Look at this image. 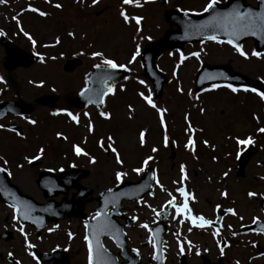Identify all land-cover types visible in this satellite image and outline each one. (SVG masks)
Returning a JSON list of instances; mask_svg holds the SVG:
<instances>
[{"label":"rangeland","instance_id":"rangeland-1","mask_svg":"<svg viewBox=\"0 0 264 264\" xmlns=\"http://www.w3.org/2000/svg\"><path fill=\"white\" fill-rule=\"evenodd\" d=\"M13 1L16 5L15 8L20 10L19 17L21 18L22 29H32L33 31L39 32L38 36H42V41L47 42V46L51 48H53L54 45L55 48L49 50L48 47L44 48L46 56L42 57L43 61L40 64H36L35 67L29 68V71L18 69L9 73L2 72V83L7 80L9 86L6 94L7 97L16 93L19 95V98H21L22 95L23 100L32 102L35 96L46 95L49 94L51 90L54 91L55 88L49 89L45 84L38 83L41 85L39 87L36 86V88L32 87L33 85L29 87L30 85L27 84V76L33 74L35 70H37V67H40V70H42L41 74L50 83L56 81L59 85H54L57 88L56 92H54L57 96L54 102L56 106H60V109L61 106L64 105V99L72 90L77 89L81 84L80 79H78L80 73L85 72L93 64L101 62L100 58H93L91 56L92 51H103L107 58H113L119 63H124L126 67L130 69V76L128 79H131V81L128 84L131 88L127 89L124 92L125 96L122 97L120 85H124L125 80L118 85L120 93L118 92L119 94L114 99L116 102H119V104L117 106L112 104L114 99H109L107 101V104L110 105L111 112L108 121H100L97 119L96 123V119L90 118L94 125L95 130L93 133L95 137L92 136L94 139L91 140V142L88 141L89 148H92L95 139L97 141L104 140V142L107 143L106 138L112 136L114 146L120 152L124 163L123 165H116L114 154L111 153V151L107 154L103 152V155L97 153L99 161L95 166L90 167L91 173L84 182L86 185L93 188V193L96 195L99 190L113 187L119 183L115 180V171L128 173L122 180H137L141 174L138 175L132 172L131 168L139 166V161L146 154L154 156V161L150 162V166L156 171L160 184L164 186V191H161L157 183L154 182L153 189L150 191L152 195L146 194L136 204L127 206V209L131 211L130 214L137 217V222L133 225L134 229L130 232V235L136 238L134 239L136 243H139L138 241L142 242L143 239H145L142 231L136 228H138V225L142 221L149 220L151 216L154 217V213L151 209L158 210L162 205H165V202L169 199L167 195L168 192H172L173 195L176 196L175 189L180 185L179 183L174 184L173 181L179 182L180 180L179 169L181 164L186 166V173L190 177V179L186 181L187 185L190 184L192 187V194L195 197L192 201L195 209L211 214L214 205L222 202L223 204L221 207H232L247 220H249L251 215L258 213L253 197H248L247 193L249 191H255L257 195L264 196V180L260 179V177L264 176V164L258 165L260 162L264 161V134L256 131L258 127H264V101L257 99V95L253 92L242 91L236 95V93H229L225 88L220 87L215 90L209 87V90L205 94L199 96L193 90V80L195 71L200 65L199 62L205 61L210 64H227L233 70L243 73L250 78H259L264 81V58H256L249 55V58L245 59L236 51L230 48H223V46L220 47V45L215 42L196 44L194 49H189L191 47L184 48L182 54L186 59L182 62L180 61L181 54H178L176 51L164 52L157 59V66L161 71L167 74L171 82H167L164 85L163 94L156 99L147 81L140 77L141 69L139 55L131 65H128L127 61L130 59L129 53L131 50L134 51L137 45H139L141 50L142 45L150 39L149 37H154L163 32L162 22L158 18V11H160L159 7L152 8V10L155 11H151V8H146V10H144L145 7H143V9H138L139 13H142L146 17L140 14L136 15L142 17L144 23L139 25V32L136 31L138 26L136 24L134 25V34V29L129 28L128 24H125L122 17H120L119 12L121 9L117 6V0H99L96 5H92L91 1L88 2L87 5L85 3V8L82 6L80 7L78 2L69 6L68 1L57 0L56 4L60 2L63 5V10L54 8L51 0H47V2L46 0H33L38 1L36 4H32V0ZM247 1L253 5L255 4V0ZM14 3L12 2L11 5H14ZM201 3L202 2H199L198 6L201 7ZM5 4H7V2ZM5 4H0V24L9 26L7 21L11 18V10L9 9L10 6H6ZM29 5L46 12L47 15L51 13L50 16L53 17L44 18L37 13L28 11ZM192 6L195 7L194 5ZM124 10L128 15L134 14V11H137V9L129 8ZM54 18L57 19V21L65 22L62 28L57 27L58 36H56V39L53 30H48V26ZM55 26H58L57 22H55ZM68 28H70L74 34L71 37L68 36L70 32ZM130 32L131 36L129 34ZM150 34L154 36H150ZM133 35L136 37L134 42L131 40ZM147 35H149V37ZM140 37H146V39H141ZM57 39L59 43H56ZM89 41H91L93 45L87 48V45H90ZM22 42L24 43L25 41L22 39L18 40V43L21 44ZM60 48L69 50L70 53H67L68 55H72L73 53L74 56L78 55L79 58H81V68L75 73L67 74L61 72L63 63L69 58H67V56H60L56 53ZM242 49L250 54L253 51L252 41H245L242 44ZM193 52L199 53V57L191 56L190 53ZM169 53H171V55H169ZM3 55L0 48V61ZM45 60L48 61V66L41 67L44 66L42 64ZM1 68L2 66L0 65V69ZM42 75H35L34 80L43 79ZM140 80H143L145 84H139L138 81ZM75 81L76 84H74ZM132 81L138 84L136 85ZM178 81H180V83H178ZM135 87L136 91H133ZM177 87H180L182 91L178 92ZM149 91L152 93L154 102L159 107L167 109V112L164 114L166 121L164 128H162L159 123L157 113L146 105L142 99L139 100L136 97L138 96V92H144L145 95H147ZM192 95H198V97L193 98ZM127 99L130 103L125 105ZM131 104L135 109L134 113L128 112V106ZM260 105H262L261 110ZM201 108L204 109L203 112L200 111ZM48 109V106H41V108L35 110V116L47 112ZM253 112H257V115H255L258 117V119H256L257 123L255 121L253 122V120L248 121L251 113L254 116ZM186 116L188 117L187 120L185 119ZM86 121L88 123V119H86ZM244 122L247 123L245 124ZM64 125L65 126L57 127L56 124L52 123L48 126L49 131L45 129L46 132L43 131V133L55 142L53 131L55 129L63 130L64 133H66L64 136L67 137V141L65 143L60 141V143L63 146L62 149H64V153L71 154L73 143L80 144L82 143L81 140L88 138L89 134L86 131L87 125L84 126L80 124L77 129L66 126L65 122ZM189 125L195 130L193 133L196 141L194 153L184 148V144L188 137L186 127ZM196 125L200 128L198 129ZM141 130L146 133V144L143 147L139 145L138 140ZM228 132L235 137L252 134L251 136L253 139H259L256 151L252 153L244 166L243 175H238L233 169L236 163V156L234 157L233 154L232 156L230 154L228 156L227 150L229 148L225 139V135ZM72 134H75L77 138ZM163 135H167L169 141H176L173 147L175 153L169 150L171 146L170 143L168 145L169 148L168 146H163L161 143ZM9 138H11V136H9ZM203 140H208L209 145L213 143L212 146L206 147L201 143ZM56 141L58 142V140ZM228 141L232 145L230 139ZM26 142L28 141H16V150L12 142L3 143V151L0 152V157H3V154L6 155V158H8L12 166H15V162L20 160L17 165H22V169L19 170L20 168L17 166L15 168L17 176L21 178L20 185L26 192L36 195L34 190V185L36 184L33 180L36 172L35 170L33 171V169L41 167L33 165L29 168L26 166V163L24 164L22 162L20 154L31 155L34 153L31 149L33 146H28ZM153 146L159 149L157 153H150L149 150ZM57 147L58 144L53 143L45 148L44 155L46 157L44 158V163L50 162L59 155ZM234 150L237 151V149ZM203 151L206 156L197 157L198 154ZM16 152H19L18 155L13 157ZM213 157H215V160ZM224 173H227V176H224ZM222 176H224V178L220 179ZM221 192H226L227 195L221 196ZM207 200L209 201V206L206 204ZM92 206L93 202L87 203L85 210H91L90 208H92ZM173 216H176V213L172 214L171 218H169V227L178 229L176 220L178 221L179 217L174 220ZM1 220L2 216L0 214V224L2 225L3 222ZM234 221L237 223L239 222L238 220L236 221V219H234ZM72 222L73 221H68L64 225L69 227L71 225L73 226ZM1 228L3 229V226H0V231L2 230ZM13 234V238L8 242L0 239V252L19 250L22 239L17 234ZM62 234L63 231L47 235L50 241L47 238L45 241L52 244V240ZM191 236L196 239H201L206 245L212 243V240L206 234L192 235V233H188L187 239L189 240ZM252 239V236L249 234L242 235L238 241L239 243L235 245L234 252H238L244 259L246 254V258L248 255H251L252 260L247 261L248 264H264V255L258 257L259 251L256 248L253 247L252 249L248 247L243 249V247H241L244 243H248ZM145 240H147V238ZM252 243H260V240L254 238ZM168 244L173 247V249L170 248L168 250V253L172 256V251L176 247H180V245H178L171 236L169 237ZM262 244L264 245V242ZM49 245L50 244H48V246ZM44 248H47V244ZM3 252L0 253V264H6L4 261L6 258ZM19 252L22 253L21 249ZM77 264H81V261H78Z\"/></svg>","mask_w":264,"mask_h":264},{"label":"snow or ice","instance_id":"snow-or-ice-1","mask_svg":"<svg viewBox=\"0 0 264 264\" xmlns=\"http://www.w3.org/2000/svg\"><path fill=\"white\" fill-rule=\"evenodd\" d=\"M7 2V0H0V4H5ZM47 2V0H46ZM81 3H83V0H80ZM99 0H92V5H96L98 4ZM122 4L123 5H129V4H135L136 7H140L141 5L138 3V0H121ZM217 0H208V3L204 6L203 8V11L207 12L209 11L210 9H213L215 4H216ZM54 7L56 9H60L62 7L61 4L57 3L54 5ZM260 11H253L252 9L248 8V9H242V8H239V7H236L234 6L232 9H230L229 11L227 12H224V13H216L207 23H205L203 25V27H209L211 26L213 29L215 28H223L224 31H225V34L227 36H229V39L226 41V43H228L229 45L232 46V48L243 58L245 59H248L249 58V55L252 56V57H256V58H264V53L262 52H259V51H256V50H253L250 54L249 53H246L243 49H242V46L238 43H236L237 40L240 39L241 36H246V35H251V36H258L262 41H264V0H260ZM28 11H31L33 13H37L39 16L41 17H45L47 15L46 12L44 11H41L35 7H32L29 5ZM119 15L120 17H122L123 21L125 24L129 23L130 21H134L135 24L138 26L136 31L139 32L140 31V28H139V25L141 24V21H142V17L140 16H129L128 14H126L125 10L122 8L119 12ZM13 20H16V17L13 16L12 17ZM215 22V23H213ZM230 25V27H229ZM0 35H3V32L0 31ZM24 35L30 40L32 41V43L35 45L36 41L33 40L32 36L29 35V33L27 32H24ZM74 34L72 32H69L68 33V36H73ZM136 37H133V39H135ZM141 39H146V37H140ZM208 40H217V37L216 35H209L206 37ZM217 42H221L223 43L224 41H217ZM56 43H59V40L57 39ZM45 47H48L47 45H45ZM140 55V48H139V45L136 46L135 50L131 53V56H130V59H128L127 61V64L128 65H131L137 58V56ZM169 55H171V53H169ZM191 56H195V57H199V53L197 52H193V53H190ZM91 56L93 58H100V63H97V64H93L92 67L93 68H97V69H100L102 67H106L108 69H111V70H117V69H123L125 71H129L130 69H128L126 67V65L124 63H119L117 62L115 59L113 58H107L105 56V53L103 51H92L91 52ZM43 59V58H41ZM186 59V57L181 54L180 55V61H184ZM179 66V65H177ZM175 75V73H174ZM221 75H223L221 73ZM206 79H212L211 76H207L205 77ZM125 80L128 79V77H124ZM103 80L105 81V88H106V91L103 92V93H96V95L98 96V99L93 101L91 99H89V103H96L97 105H103L105 103V95H108V94H114L115 93V87L113 84L111 83H107V81H112L113 80V74L112 73H105L104 74V77H103ZM0 82H2V78H0ZM41 84H43V81L40 82ZM87 79L85 81V87L83 89H81L80 91V95H85V93L88 91V88H87ZM139 84L141 85H144L145 82L143 80H140L138 81ZM146 87V85H145ZM218 87H221V85L219 84H215L213 83L211 85V89L214 90ZM223 87L225 88H228L232 93H237L239 91H244V92H253L255 93L259 99L261 101H264V91H257L256 88H248L246 86H241V87H236V86H233V84L231 83H228V84H225L223 85ZM120 90L121 91H124V85H120ZM208 89H206L207 91ZM177 91L178 92H181L182 89L180 87H177ZM137 95L145 102L146 105H148L149 107H151L156 113H157V117H158V120H159V123L161 125L162 128L165 127L166 125V121H165V113L167 112V109L166 108H162V107H159L153 100V97H152V93L149 91L147 95H145L144 92H138ZM62 112H65V114L71 119L72 122H74L75 124H79V116L78 115H74L72 112H67L66 110H60ZM201 112L204 111L203 108L200 109ZM128 112L129 113H134L135 112V109L133 108L132 105H129L128 106ZM59 114L58 112H53L52 115H57ZM85 117H89V113L85 112L83 114ZM98 115L100 117H102L103 119H110V113L106 112V111H99ZM129 118H132V117H129ZM27 119V118H25ZM185 119L187 120L188 117L186 116ZM253 119H258L257 116H253ZM27 122L29 124H32L34 125L36 123L35 120L33 119H28ZM4 126L3 125H0V128H3ZM9 131H13L15 132V134L17 136H20L21 133L19 131H16L15 129H8ZM94 125L89 117L88 119V124H87V131L89 133H93L94 132ZM186 131L188 132V137H187V140H186V143L184 144V148L185 150L189 151V152H193L195 151V144H196V141L194 139V129L191 127V125L187 126L186 127ZM256 131L258 133H261V134H264V127H258L256 129ZM56 136L60 139H64V140H67V137L63 135V133L61 132H57L56 133ZM107 140V143L104 142V140H98L97 141V144L103 148L105 151H111V153L114 154V158H115V164L116 165H123L124 161L120 155V152L118 151V149L114 146V141H113V137L112 136H108L106 138ZM138 140H139V145L141 147H143L145 144H146V133L145 131L141 130L139 132V137H138ZM86 143V140L83 141L82 143L80 144H76V143H73L72 144V151L74 152V154L76 156H84V157H87L88 158V161L90 164H95L97 161L94 157L90 156L89 153L87 151H85L84 149V144ZM161 143L163 144L164 147H167L169 145V143L175 145L176 144V141H169V138L167 135H164L162 137V140H161ZM201 143H203L205 146H211L209 145V142L208 140H203L201 141ZM235 143L239 146H247V145H251L254 143V140L252 138L251 135H247V136H244L243 138H235ZM150 153H157L159 151V149L155 146L151 147L150 148ZM45 152V149L43 147H40L37 149V153L35 155H33L31 158L29 157H25L24 159L29 163L31 164L33 161H37L39 159H41V157L43 156ZM236 155L239 157L240 156V152L238 151L236 153ZM213 159L215 160V157H213ZM0 161H3L5 164L7 163V161H4L3 160V157H0ZM154 161V156L151 155V154H146L145 156H143L141 158V160L139 161V166L137 167H133L131 168V171L136 173V174H141V173H150V180L152 181H155L157 183V186L160 188L161 191H164V186L162 184H160L158 178H157V174H156V171L154 169H151L150 168V162ZM17 167H22V165H17ZM7 169L6 168H0V171H6ZM51 171V169H49ZM180 180L179 182L177 181H173L174 184L176 183H179L180 186H178L176 189H175V192L179 195V197L181 198L180 201L177 200V196L173 195L172 192H168L167 195L169 197V199L165 202V205L167 207H170V208H173L176 212V216H173V219L176 220L178 217H180L181 219L178 220L179 223L183 224L185 222V220L191 222V225L193 227H198V228H206L208 226H211L213 223H215L216 221H213V220H209V219H206L203 215H193L192 213V209L189 207V203L188 201L189 200H194L195 197L192 193L188 192L186 187L184 186V181L187 180V173H186V166L184 164H181L180 165ZM127 172H122V171H115L114 172V177H115V180L117 182H121L122 179L124 177L127 176ZM224 176H227V173H224ZM261 180H264V176L260 177ZM147 185H140L137 189V191H143L144 188L146 187ZM109 192H111L112 190L111 189H108ZM148 195H152L151 192L148 193ZM227 193L226 192H221V196H226ZM248 197H255L257 196V193L255 191H249L247 193ZM23 207L25 209L28 208V206L25 204V202H18V204H13L11 205V207H13L16 211H20V207ZM216 209H219L221 206L220 205H216L215 206ZM163 208H164V205L161 206V211L160 212H157L156 209H151L152 212L154 214H156L157 216L161 215L162 212H163ZM225 212L227 213H230L231 215H236V212L234 209L232 208H227V209H224ZM24 219H28L29 216H28V211H23L20 213ZM102 216V213L100 211H98L96 213V216L93 218V219H97L99 217ZM13 219H17V216L14 215L13 216ZM133 220H136L137 217L133 216L132 217ZM256 219L257 218H253V223H256ZM142 228H145V229H149V225L148 224H141L140 225ZM114 226L111 225L110 222H107V221H104L101 223V229H107V230H111ZM22 235H24V239H25V242L27 244V247L28 248H32L33 245L30 244V243H27V235L24 234V231H23V226H21L20 229H18ZM189 232H191L192 228L190 227L189 229ZM49 231H52V229H49ZM159 230L157 229V232ZM236 233L233 232V235H235ZM175 235L177 237H179L180 233L179 231H177L175 233ZM213 236H216L218 235V231H214L212 233ZM69 237L71 238V234H69ZM84 240L87 244V249H88V256H87V262L88 264H100V262L98 260H96L94 258V250H93V243L92 241L93 240H96V247L97 248H100L102 247L100 244H99V241H98V233L96 231V226H94V231H93V236L92 238L90 239L89 236L86 234L84 236ZM178 245L180 244V241L178 240L177 241ZM185 243L187 244H191L190 241H186L185 240ZM153 246L155 247L156 245L153 244ZM255 246V245H253ZM133 251L135 252L136 250L133 249ZM180 251L183 252L184 251V248L182 245H180ZM220 252L221 254L223 255L224 253V248L221 247L220 248ZM31 255V253H29ZM199 249L197 248L196 250V255H199ZM9 256H12V253H9L8 254ZM154 259H159L160 257L159 256H154L153 257ZM15 264H19V261H16ZM238 264V262H237Z\"/></svg>","mask_w":264,"mask_h":264},{"label":"flooded vegetation","instance_id":"flooded-vegetation-1","mask_svg":"<svg viewBox=\"0 0 264 264\" xmlns=\"http://www.w3.org/2000/svg\"><path fill=\"white\" fill-rule=\"evenodd\" d=\"M139 2H144L145 0H138ZM149 1L150 3L152 4H156V3H160L162 4V6L164 8H182L183 10H185V8H190V9H193V8H198L197 10H194V11H201L204 6V4L206 3V0H147ZM218 1H223V0H218ZM12 2L14 3L13 0H7V3H8V6H10V10H12L13 12L12 13H16L17 10H16V5L14 3V5H11ZM199 2H202L201 3V7L198 6L199 5ZM172 3V4H171ZM192 5H194L195 7H193ZM202 8V9H201ZM7 24L9 25L8 26V29H6L5 31H3L4 35L15 41V39H19L21 37V35L18 33V30L16 28V26L13 24L12 21H8ZM6 94H7V87L6 86H3L1 87V90H0V99H4L6 98ZM16 94V93H14ZM22 119L21 117H11V116H4L0 119V124H2L3 126H6L8 120H10L11 123H14V124H17L21 127H23V124H21L19 122V120ZM3 130H5L3 128ZM13 135V134H12ZM0 140L2 141L3 140V135L1 134L0 136ZM15 173V172H14ZM19 178L18 177H13V176H9V181L11 183H13V185L17 186V188L22 192L23 190H21V186L19 185ZM2 178H0V188H3V189H7V187L4 185V183L2 182ZM35 192L37 193H40L39 189L37 187L34 188ZM188 190V189H187ZM189 191V190H188ZM1 205H4L0 202V206ZM221 227V226H220ZM219 227V229H220ZM227 230H229V232H234L236 233V231L230 227H226ZM214 231V230H213ZM220 231V230H218ZM230 233V234H231ZM38 236V235H37ZM222 237V236H220ZM223 243L224 245L226 246V249L229 251V252H233L232 250V246H231V243L229 245L228 241H227V238L226 237H223ZM39 244V243H37ZM255 248L259 251V253H261V248H260V244L258 243H255ZM130 247H131V244H129V249H127V251L125 252L127 257H128V261H126V263L130 264V260L132 261L134 258L132 257H135L134 253L132 252V250H130ZM252 248L253 249V243L251 242V244L249 246H247L246 248ZM33 248V247H32ZM32 248H27L29 250H23V247L21 248L22 250V255L20 254L19 251H14V254H13V258L12 256H8V261H7V255L8 254H5V258L4 261L6 264H15V262H13V260H16V261H19V264H24V261H26L25 264H38V261L33 257L32 255ZM39 248V247H38ZM245 248V247H243ZM40 249V248H39ZM53 249V248H52ZM52 249L48 250V251H45L43 250L42 252H50ZM117 252V250H116ZM31 253V255L29 254ZM67 255L69 256V260L67 262L63 261V258H59V263H63V264H71L73 258L71 256V253L69 251H66ZM4 255V254H3ZM246 257V256H245ZM0 258H1V254H0ZM240 259H243V257H241ZM186 260V258H185ZM211 262H213V258L209 259ZM119 261L122 263L123 261L120 260L119 258ZM46 264H54L53 262H50V263H46ZM207 264H211V263H207Z\"/></svg>","mask_w":264,"mask_h":264},{"label":"water","instance_id":"water-1","mask_svg":"<svg viewBox=\"0 0 264 264\" xmlns=\"http://www.w3.org/2000/svg\"><path fill=\"white\" fill-rule=\"evenodd\" d=\"M230 4V3H229ZM260 0H258L257 2V7H253L251 5H245L244 7L246 9L250 8L253 11H260ZM231 6H228L226 8H230ZM214 9H210L209 11H207L206 13H204L202 16L205 15V22L202 23H198L197 25H199V27L201 28V30L203 31H207L208 29H211L212 27H203V25L205 23H207L213 16L209 15V13L213 12ZM197 23V22H195ZM215 23V22H213ZM230 27V25H229ZM215 29H220L222 34H225V31L223 28H215ZM188 31V27L185 24H181L178 23L177 24V29L176 30H168L167 33L165 34V37L160 40L159 42H153L150 43L148 45L145 46L144 52H143V56L145 57V72L147 74H149L150 76L154 74V58L162 52V50L167 47V48H171L177 45V43L180 42H184L186 41V37H185V33H187ZM245 37H252L253 39H255V49L257 51H260L263 47H264V41H262L258 36H251V35H246ZM204 67L207 68H211V69H206L204 72H206L207 74H209L210 76H219L222 73V70H225L226 72L228 71L229 73H231L230 69L227 66H223V65H217V66H212L209 67L207 65H205ZM67 68V66H66ZM145 73V74H146ZM161 76H163L162 74H160ZM152 77V76H151ZM248 85L254 86V87H258V82H254V81H250V83ZM155 87L159 90L160 88V81H158V77L156 80V85ZM260 87V86H259ZM159 94V92H158ZM247 155H249V152L247 153ZM246 155L243 156V158ZM245 162V160L241 161V164ZM150 178L147 179L145 181V183L143 185H147L144 190H147L150 187ZM119 193L116 192L115 195H118ZM120 195V194H119Z\"/></svg>","mask_w":264,"mask_h":264}]
</instances>
